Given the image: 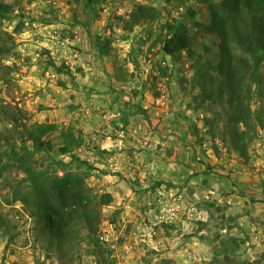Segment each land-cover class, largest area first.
I'll return each mask as SVG.
<instances>
[{"label":"rangeland","instance_id":"obj_1","mask_svg":"<svg viewBox=\"0 0 264 264\" xmlns=\"http://www.w3.org/2000/svg\"><path fill=\"white\" fill-rule=\"evenodd\" d=\"M0 1L12 7L0 20V144L4 151L13 152V160L6 154L0 158V213L4 223L0 227V264H264V130L258 128L249 157L243 159L221 139L226 109L204 103L200 97L195 85L197 70L203 63L206 68L208 62L216 64L221 56L219 37L204 29L212 22L205 1ZM137 4L151 6L161 15L128 32L124 21L117 18H127ZM192 10L197 13L195 18L186 20L190 50L174 62L162 52L168 36L164 25ZM54 20L64 22L61 36L68 40L65 46L58 44L62 47L58 52L48 46V32H39ZM90 22L94 26L90 37L111 40L108 56H101L89 42L87 47L76 42L80 32L75 29ZM98 72L113 77L109 78L110 94L102 98L106 105L103 116L116 115L114 121L99 120L101 126L98 89L88 81L94 76L91 73ZM29 75L34 79L28 85L22 79ZM252 108L264 112V101L256 96ZM209 120L218 126H210ZM44 123L58 126L44 137L53 144L51 152L38 151L29 137L35 126ZM120 131L125 132L123 146L117 152L102 151L105 138L117 141ZM171 132L182 136L186 145L192 142L198 147L199 163L216 169L218 193L210 199L215 203L205 206L204 194L194 198L198 206L210 212L207 221L198 219L192 230L188 228L195 230L199 240L191 239L183 227L172 228L171 223L161 222L160 208L157 210L156 202L149 201L140 206L135 221L124 205L115 201L102 209L100 239L108 248L103 257L90 253L83 236L60 251L38 233L32 212L40 198L34 187L50 192L49 201L56 207L60 206L54 188L57 180L83 179L91 198L109 193L111 180L124 175L121 168L98 167L101 159H107L104 153L113 156L127 151L129 165L136 168L137 163H146L147 154L156 159L164 154L161 145L148 150L139 141ZM29 169L46 177L30 180ZM158 182L150 179L146 184L150 188L141 182L135 184L137 188L132 187L143 197ZM231 195L235 197L229 204L226 196ZM174 248L179 251L176 255L172 254Z\"/></svg>","mask_w":264,"mask_h":264},{"label":"trees","instance_id":"obj_2","mask_svg":"<svg viewBox=\"0 0 264 264\" xmlns=\"http://www.w3.org/2000/svg\"><path fill=\"white\" fill-rule=\"evenodd\" d=\"M203 1L209 5L212 12V22L204 29L207 34H216L219 37L221 56L216 64L208 62L209 68H206V64H201L195 74V85L199 87L204 103L209 101L212 105L226 109L221 139L224 143L229 142L230 149L247 160L249 146L255 140L258 128L264 130V112L254 111L252 108L256 96L264 101V0ZM100 2L101 0H88L89 4ZM11 9L10 5L0 1V20L9 14ZM196 14L193 10L189 11L184 18H173L164 25L168 36L163 40L162 52L174 62H179L183 53L190 50L186 20H193ZM160 15V12L151 6L137 4L127 18L117 19L124 21L126 31L132 32L136 26L152 23ZM92 47L101 56H108L111 40L96 36L92 40ZM2 51L0 46V53ZM57 71L63 73L60 68ZM209 124L214 128L218 126L212 125L213 120H209ZM57 129L55 124H38L29 137L38 151L51 152L53 144L44 137ZM62 136L67 137L66 133ZM11 153L13 152L4 151L0 144V158L6 154L13 160ZM28 176L33 181L46 177L43 173L30 169ZM54 188L60 201L59 207L49 201L50 192L34 187L40 198L35 212H32V216L37 218L38 233L45 235L49 244L56 245L60 251L65 245L74 244L83 236L90 253L103 257L108 248L100 239L101 213L105 206L114 202L113 195L105 193L91 198L84 180L73 177L55 181ZM3 224L0 213V227ZM97 264H101V261Z\"/></svg>","mask_w":264,"mask_h":264},{"label":"crops","instance_id":"obj_3","mask_svg":"<svg viewBox=\"0 0 264 264\" xmlns=\"http://www.w3.org/2000/svg\"><path fill=\"white\" fill-rule=\"evenodd\" d=\"M64 11L65 10H60L61 13L66 14ZM65 27L66 25L64 22L54 20L46 28L39 29V32L42 34H45L46 31L48 32V38L46 40L47 44L48 46H53L54 49H57L56 52L62 48L59 47L58 44L65 46V44L68 43V40H65V38L62 39L61 36V32H63ZM93 27L92 22L84 26L79 24L75 31L80 32V39L76 42L84 46L89 42L88 44L92 46L93 38L90 37V35L91 31L94 29ZM91 74L94 75L93 78H87L91 85L92 83H95V87L98 89V112H100L98 113V125L101 126V124H99V120L102 121L107 118L111 119L116 116L115 114L113 116H103V111L106 109V105L102 98L107 97V95L110 94L111 81L109 78L112 79L113 77L111 74H105L104 72ZM23 78L22 82H26L28 85L29 82H32L34 79L32 75L24 76ZM114 120V118L111 119V121ZM131 121L133 122V120ZM162 125H165L164 128L167 127L164 123H162ZM172 127L174 128L173 131H175V125ZM171 133L167 135L163 134L158 139L156 137L152 138V135H150L143 138L142 141H139L144 144L142 147H145L148 150L157 145H161L164 150L162 158H148L149 154H147L148 157L145 158L146 163L143 162L144 164H141V166L137 163L136 168H132L129 165V158H131V156L127 151L116 153L113 156L108 153H104L107 159H101V162H98V167L102 170H108L112 169V166L118 165L119 168H121L120 171L124 176L118 177L116 180L112 179V184L109 186L108 192L113 195L115 202L124 205L127 209L129 217L132 218V220H137V216L140 215L139 208L142 205L145 206L147 203L146 201H149L150 204L156 202L157 210L160 208L159 218L161 222L171 223L170 227L172 228L183 227L186 229V233L191 235V239L199 240L195 230L191 232L188 231V228L190 226L192 230L194 225L193 222L198 219L207 221L205 217L207 215L209 216L210 212L208 209H205L206 207L203 208L198 206V202H195L194 198H201V195L204 194V197L207 199L203 202L205 203V206L215 203L214 201L210 202V199L218 193V188L216 187H219V185L216 184L215 179L216 169H208L206 168L205 163L198 162L196 155L200 152L197 146H193L191 144L192 142H189L190 144L186 145V141L181 138L182 136H174V133ZM116 142L117 141L112 139L110 136L106 137L102 144V151L107 149L109 152H117V150H119L118 147H113V144H116ZM133 144L136 143L133 142ZM210 155L211 157L213 156V154ZM99 156L98 159L100 158ZM136 157L138 158L139 156ZM214 158L217 160L216 157ZM106 176L110 177L111 175ZM150 179L159 181L157 186L153 187V189L151 188L146 195H143V197L140 193L137 194L133 188H137V185L135 184H140L141 182L144 187L150 188L149 185H146ZM243 180L246 181L245 179ZM226 197L227 203L231 204L235 195ZM188 199L191 202H189ZM238 199H241V196H239ZM151 206L150 212H153ZM140 225H143V220L140 222ZM175 232H177V230ZM202 232L203 231L199 233L201 234ZM200 244L202 245L201 242ZM178 252L179 251L174 248L172 254L176 255Z\"/></svg>","mask_w":264,"mask_h":264},{"label":"built area","instance_id":"obj_4","mask_svg":"<svg viewBox=\"0 0 264 264\" xmlns=\"http://www.w3.org/2000/svg\"><path fill=\"white\" fill-rule=\"evenodd\" d=\"M124 138H125V132L120 131L119 135H118V139L116 144H113V147H122L124 144ZM115 170H119V166L118 165H114L113 166Z\"/></svg>","mask_w":264,"mask_h":264}]
</instances>
